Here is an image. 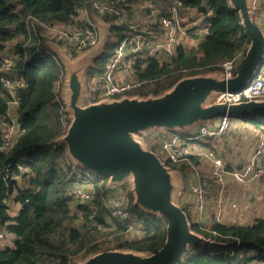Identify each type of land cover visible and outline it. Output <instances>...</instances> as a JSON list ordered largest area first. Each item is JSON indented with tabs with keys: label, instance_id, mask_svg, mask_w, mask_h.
<instances>
[{
	"label": "trees",
	"instance_id": "1",
	"mask_svg": "<svg viewBox=\"0 0 264 264\" xmlns=\"http://www.w3.org/2000/svg\"><path fill=\"white\" fill-rule=\"evenodd\" d=\"M93 1L0 0V76L1 57L14 56V66L5 74L16 84L13 93L0 84V123H12L8 111L11 102L17 101L19 125L17 139L0 149V219L13 237L12 246L0 248V264H74L77 259L112 249L156 253L167 237V220L135 206L131 192L129 219H114L106 197L120 188L113 190L107 177L73 166L66 145L56 143L69 124L59 90L65 70L48 45L49 40L62 41L47 30L49 36H42L44 26H81L85 11L92 21L96 15L111 24L105 53L89 72L90 83L92 78L104 76L117 46L126 37L136 32L152 36L151 30L160 34L161 18L168 15L170 5L179 8L186 24L201 18L205 32L195 47L188 48L182 42L171 56L157 54L136 60L129 74L138 85L127 92L129 95L160 94L183 77L222 71L225 61L239 52L245 55L250 44V36L228 0H99L122 8L121 18L97 13ZM192 11L198 14L195 18ZM140 15L150 20L135 22ZM62 118L67 125H62ZM241 118L264 135V112ZM176 135L153 132L145 139L158 153L159 147ZM185 135L180 134L182 139ZM209 141L212 139H201L204 144ZM187 144H180V148ZM190 157L199 163L198 155ZM20 165L26 167L25 173L19 170ZM179 167L183 172L187 169L184 163ZM86 185L92 187L90 198L81 202L72 195V188ZM11 203L18 207L13 215L9 213ZM191 222L194 231L219 244L190 247L183 264L264 263V217L249 224ZM137 230L138 236H130Z\"/></svg>",
	"mask_w": 264,
	"mask_h": 264
},
{
	"label": "water",
	"instance_id": "2",
	"mask_svg": "<svg viewBox=\"0 0 264 264\" xmlns=\"http://www.w3.org/2000/svg\"><path fill=\"white\" fill-rule=\"evenodd\" d=\"M228 4L250 36L236 73L213 71L183 77L160 94L88 101L89 72L105 53L111 36V24L100 16L93 17L98 41L79 54H71L56 41L48 42L65 70L61 98L69 119L56 143L66 145L73 166L107 177L113 190L129 184L135 206L167 220L166 241L156 253L112 249L74 264H183L190 247L219 244L193 230L179 202L185 187L182 172L167 164L145 138L153 132L189 134L224 114L242 117L264 112V99L220 100L225 89L248 86L264 63V30L255 21L256 0H228ZM3 132L0 123V148Z\"/></svg>",
	"mask_w": 264,
	"mask_h": 264
},
{
	"label": "built area",
	"instance_id": "3",
	"mask_svg": "<svg viewBox=\"0 0 264 264\" xmlns=\"http://www.w3.org/2000/svg\"><path fill=\"white\" fill-rule=\"evenodd\" d=\"M95 11L101 15L109 14L118 18L123 16V9L108 2H101L94 0L92 4ZM259 9V10H258ZM255 17L257 24L264 30V0H256ZM83 20L81 26L75 25L71 28L59 25L45 26L51 36L62 41L61 45L69 50L73 55H77L87 48L93 46L98 41L97 27L90 19L87 11L81 15ZM202 19L198 18L190 26L186 24V18L182 16L179 8L176 5L168 7V15L161 18L160 24L162 32L160 34L151 30L152 36H145L144 33H134L132 36L126 37L116 48L112 57L108 70L103 77L92 78L88 83V101L95 102L103 98L119 97L127 94L138 83L132 80L129 71L132 65L139 58L163 54L164 56H171L175 52V47L182 42H187L189 36H194L197 40L199 36L205 32V24H201ZM145 30V29H144ZM242 52L237 53L233 58L225 61L222 64L223 72L226 74H235L239 64L243 58ZM1 71L0 84L4 89L13 93L16 84L12 77L5 74L9 72L14 66V56L4 54L1 57ZM254 99H264V63L255 74L248 86L230 91L225 89L220 93V100L226 103H233L239 101H248ZM17 105V101L10 104L8 116L12 119V123L3 126L4 145L0 149L10 147L19 135V125L15 114L12 116V107ZM62 125H67L65 118H62ZM232 124V117L228 114L220 115L214 119L209 125L201 126L199 129L185 135L184 138L176 135L173 139L165 141L162 145L161 152L157 153L167 164L173 165L184 163L190 174L198 171L194 160L190 157L193 153L185 148H180V143H188L186 140H201L208 138L216 140L229 134ZM185 139V140H184ZM183 144V143H182ZM206 158L213 162V176L219 184L218 206L219 214H221L222 207L231 205L233 208L236 204L231 202L226 194V179L225 174L230 173L231 177L242 186H249L264 178V135H260L257 145L255 147L252 157L247 160L241 169L228 171L224 162L217 158L214 152L210 151L205 154ZM170 162V163H169ZM19 170L22 173L27 171L25 166L20 165ZM189 190L196 200V211L199 218L202 219L206 206L210 197V188L206 179H199L198 183L191 184ZM116 192V193H115ZM114 193L107 195V206L111 210V216L121 222L127 221L130 217L128 209L129 191L125 188H120ZM72 195L81 202H87L90 198V191H86L81 187H73ZM249 200V195H247ZM218 214V215H219ZM215 219L214 222H218ZM132 228V227H130ZM9 235V231L3 225L0 219V241ZM264 264V263H259Z\"/></svg>",
	"mask_w": 264,
	"mask_h": 264
},
{
	"label": "crops",
	"instance_id": "4",
	"mask_svg": "<svg viewBox=\"0 0 264 264\" xmlns=\"http://www.w3.org/2000/svg\"><path fill=\"white\" fill-rule=\"evenodd\" d=\"M15 113L16 107L13 106L12 116ZM236 118V121L232 120L229 134L227 136L209 141V144H204L201 140H186L188 142L187 148L194 152V156L198 155L199 163L197 165L202 169V173L200 174L201 178L187 179L189 184L188 190L189 186L198 183L199 179H206L210 188V197L202 219L199 218L196 211V200L192 193L191 195L184 194L186 202L184 203L183 200L181 202L182 206L186 207V211L187 208L188 210H191L189 203L194 204L197 214L194 221L200 222L201 224H209L218 218V222L222 223L249 224L256 218L264 217V178L250 184L249 186H242L231 177L229 172L225 174L226 194L231 202L236 204V207L233 208L231 205L223 206L222 210H220L221 214H219V184L213 176L211 164H209V160L205 158V154L210 151L214 152L215 156L224 162L227 170L241 169L244 163L252 157L257 141L260 135L263 134L260 129L256 128L247 120L242 119L241 117ZM180 171L183 174V178L186 177V172L189 173L187 169L184 170V172L182 170ZM247 195H249V200L246 198ZM181 199L182 198H180V200Z\"/></svg>",
	"mask_w": 264,
	"mask_h": 264
},
{
	"label": "rangeland",
	"instance_id": "5",
	"mask_svg": "<svg viewBox=\"0 0 264 264\" xmlns=\"http://www.w3.org/2000/svg\"><path fill=\"white\" fill-rule=\"evenodd\" d=\"M190 15L192 16V17H196V15H198L197 14V12L196 11H192L191 13H190ZM187 19H188V17H187ZM150 20V18H149V16H138V18H137V16H136V18L134 19V21L136 22H138V21H140V22H142L143 21V23L145 24V23H147L148 21ZM192 23H188L187 24V26H190ZM45 27V26H44ZM47 28L45 27V29L42 31L41 30V34H42V36H43V34L44 35H48L49 36V34L47 33ZM46 35V36H47ZM49 41H51V40H49ZM48 41V42H49ZM53 41V40H52ZM196 43H197V39L194 37V36H189L188 37V41L186 42V47H188V48H192V47H195L196 46ZM52 56V55H51ZM53 57V56H52ZM240 65V64H239ZM239 67V66H238ZM132 80L133 81H136L134 78H132ZM60 90V93L62 92V88H60L59 89ZM131 95V94H130ZM232 120L233 121H236L237 120V118L236 117H233L232 118ZM182 143H184L183 141H181V143L180 144H182ZM149 146H150V144H148ZM163 145V144H162ZM163 147L162 146H160L159 147V150H158V153H160L162 156H163V153L161 152V149H162ZM190 152L191 153H193V155H194V152H192L191 150H190ZM163 158H164V156H163ZM206 158V157H205ZM206 159H208V158H206ZM209 160V159H208ZM194 162H195V160H194ZM209 164H211V168H213V162L211 161V160H209ZM195 165H196V167H197V169H198V171H196V172H194L193 174H190V173H187L186 172V177L185 178H183V180H184V185H185V188H184V190H183V196L181 195V197L180 198H182L181 200L179 199V202L182 204V200H183V202L185 203L186 202V200H185V197H184V194L185 195H188V194H190L191 195V192H189L190 190H188V182H187V179H194V178H201L200 177V174L202 173V169L201 168H199L198 166L199 165H197L196 164V162H195ZM187 166V165H186ZM178 168V167H177ZM178 169H180V168H178ZM188 170V169H187ZM82 189H85L86 191H92V187L90 186V185H86L85 187H81ZM123 188H125V190H128L129 192H130V186H129V184H127L125 187H123ZM116 193V192H115ZM191 197H193V196H191ZM194 198V197H193ZM190 205V207H191V210H188V208H187V210L190 212V218L192 219V220H195L196 219V217H197V214H196V211H195V208H194V204H192V203H189ZM17 211H18V207H17V205H15V203H11L10 204V214L11 215H13V214H16L17 213ZM215 221V220H214ZM134 227V226H133ZM133 229V228H132ZM131 229V230H132ZM138 234H140V231L138 232V230L137 231H133V232H131L130 233V236H132V237H134V236H138ZM13 245V237H12V235H8L5 239H3L2 241H0V248H4V247H6V246H12ZM84 258H80V259H77V261H80V260H83Z\"/></svg>",
	"mask_w": 264,
	"mask_h": 264
}]
</instances>
